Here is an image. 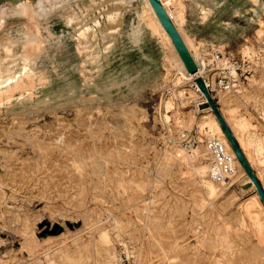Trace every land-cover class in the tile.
<instances>
[{"label": "rangeland", "instance_id": "374dc122", "mask_svg": "<svg viewBox=\"0 0 264 264\" xmlns=\"http://www.w3.org/2000/svg\"><path fill=\"white\" fill-rule=\"evenodd\" d=\"M61 2L38 14L44 45L19 78L25 92L0 93V264H264L262 201L244 209L256 188L238 159L233 178L213 177L206 138L216 132L195 77L178 72L175 49L146 21L133 35L145 0ZM180 6L206 64L198 74L228 103L264 186V0ZM114 11L121 24L108 20ZM71 15L95 31L86 43L95 59L84 62ZM23 31L7 15L1 79L25 63Z\"/></svg>", "mask_w": 264, "mask_h": 264}, {"label": "bare ground", "instance_id": "6f19581e", "mask_svg": "<svg viewBox=\"0 0 264 264\" xmlns=\"http://www.w3.org/2000/svg\"><path fill=\"white\" fill-rule=\"evenodd\" d=\"M46 0H0V28L3 27L4 23L6 22V17L7 15L9 14H13L15 15V17L17 19H19L20 21H22V23L24 24L25 26V31H23V36H24V49H25V54L23 55L24 56V59H25V63L22 67V69L17 73H14V74H7V76L5 75V78H0V93H5L7 95H9V99L11 97H13L12 95V92L15 91V90H21L22 94L23 92H25V89H24V86L21 84V82L19 81V78H21V76L25 75L27 70L29 69V65H30V61L32 59H36L37 56L40 54V52L42 51L43 49V45H44V39H43V35L41 33V30H40V26H39V22H38V14L39 13H45L46 12V8L44 7V2ZM61 1H65V0H55V3H58V2H61ZM107 1V0H106ZM255 1V0H254ZM259 1V0H258ZM82 2V0H81ZM100 2V1H99ZM62 3V2H61ZM76 3V2H75ZM74 3V4H75ZM104 3V2H103ZM106 3V2H105ZM104 3V4H105ZM145 3H146V8L141 12L139 13V16L138 18L139 19V22L137 24H135L132 28L133 30V35L134 37L136 38H139L140 35L143 33L144 31V22L146 21L147 22V25L150 26V28L153 30V31H157V33L161 32L162 35L164 36L163 39H165V42L167 45H171L176 53L178 54L179 58H180V61L183 65V68L181 70H178V72L184 76L185 78H194L195 77V74H191L187 71L177 49L175 48L174 46V43L171 39V37L169 36V34L167 33V31L165 30V28L163 27L161 21L159 20V17L156 13V11L154 10L150 0H145ZM222 3V2H221ZM131 4V3H130ZM184 4V3H183ZM183 4H182V7H183ZM38 6V9L35 7ZM103 5V4H102ZM101 5V6H102ZM113 5V4H112ZM111 5V6H112ZM163 5L165 7V9L167 10V12L169 13V15L171 16L172 20L174 21V23L176 24L177 28L179 29L183 39L185 40V43L187 44V46L189 47L192 55L194 56L197 64H198V67H199V71H203L202 68L204 65L203 61L201 60V58L198 57L197 54H195L192 49H191V46L189 45L187 39H186V35L184 34L183 30H182V27H181V22H180V18L183 19V12H182V7L180 6V0H163ZM175 5H178V6H175ZM61 6V5H60ZM116 6V5H114ZM100 7V6H99ZM178 9H177V8ZM185 7V6H184ZM98 8V7H97ZM120 8V7H119ZM136 8V7H134ZM143 8V7H142ZM116 9V7H115ZM174 9H177L179 10L178 12L177 11H174ZM85 10V9H84ZM102 10V9H101ZM120 10V9H119ZM140 10V9H139ZM78 11V10H77ZM92 11V10H91ZM107 12V10H106ZM115 12V11H114ZM79 13V12H78ZM86 13V12H85ZM123 13V12H122ZM137 13V12H136ZM103 14V13H101ZM82 15V14H81ZM108 20L111 21V22H116L118 20V18L120 17L119 16V11H116L115 13H112V12H109L108 14ZM88 17V16H87ZM102 17V16H101ZM97 18V17H96ZM41 20V19H40ZM84 20V19H83ZM121 20V19H120ZM119 21V24H121V22ZM206 20V18H205ZM97 22V25L99 26L100 25V21L99 20H96ZM108 21V22H109ZM182 21V20H181ZM68 22L70 24H73V23H77V38L79 40V45L81 46H78V51H81V53H84L85 56L87 57V60H85L84 62H88L89 60H92V59H95L94 57V52H92L93 50V46L92 50L89 49V46L86 45V43L88 42L89 40V35L91 34L92 36L95 34V31L93 32L91 26L87 23H80L82 21H77V16L76 15H71L68 17ZM90 22V21H89ZM105 23V22H104ZM117 23V22H116ZM19 24V23H18ZM95 24V23H94ZM111 24V23H110ZM146 24V23H145ZM115 27H113L112 30H116V24H114ZM97 26V27H98ZM93 27V26H92ZM100 28V27H99ZM101 29V28H100ZM97 32V31H96ZM115 33V32H114ZM117 33V32H116ZM153 33V32H152ZM73 34V33H72ZM106 34V33H104ZM111 34V32H110ZM64 35V34H62ZM101 35V34H100ZM22 35H16L17 37V40L18 41H21L22 40ZM75 36V35H74ZM102 36V35H101ZM104 36V35H103ZM96 37V36H95ZM112 37V36H111ZM98 38V37H97ZM105 39V36L103 37V40ZM162 39V40H163ZM93 40H95L93 38ZM106 40V39H105ZM85 44V45H84ZM89 44V43H88ZM109 44V43H108ZM112 44V43H111ZM3 47H4V52L6 55L10 56L12 53H13V41H10V40H6L3 44ZM90 45V44H89ZM100 45V44H98ZM107 45V44H106ZM97 46V45H96ZM79 47H80V50H79ZM171 47V48H172ZM101 48V47H100ZM107 49V48H105ZM170 49V48H169ZM96 50V49H95ZM98 51V50H97ZM171 51L173 52V50L171 49ZM170 51V52H171ZM105 53V52H104ZM107 53V52H106ZM98 54L100 55V53L98 52ZM22 56V55H21ZM110 56V55H109ZM171 56V55H170ZM20 57V56H19ZM97 57V56H96ZM6 58V57H5ZM98 59V58H97ZM107 59V58H106ZM101 60V59H100ZM95 64V63H93ZM92 64V65H93ZM100 64V63H99ZM36 66V65H35ZM102 67V66H101ZM97 69V68H96ZM31 70V69H30ZM57 71V70H56ZM90 71V70H89ZM98 71V70H97ZM91 72V71H90ZM93 72V71H92ZM35 73V71H34ZM43 73V72H41ZM198 74V73H197ZM0 76H3L0 75ZM85 76V75H84ZM86 77V76H85ZM89 77V76H87ZM23 78V77H22ZM91 80L92 78L89 77ZM94 78V77H93ZM95 79V78H94ZM48 80V79H47ZM88 80V78H87ZM31 81V80H30ZM45 81V80H44ZM44 81L40 82V83H43ZM33 82V81H32ZM31 82V83H32ZM46 82V81H45ZM93 82V81H91ZM84 83V82H83ZM34 84V82L32 83ZM97 85V84H96ZM28 86V85H27ZM45 86V84L43 85ZM5 87V88H3ZM29 88V87H28ZM197 89H199V91L201 92L200 88L197 86ZM75 91V89H74ZM29 92V91H28ZM27 92V93H28ZM14 93V92H13ZM73 93V92H72ZM71 93V94H72ZM202 94V92H201ZM2 95V94H1ZM27 95V94H26ZM31 96H33V94L31 93L30 94ZM203 95V94H202ZM6 96V95H5ZM24 96V95H23ZM8 97V96H7ZM204 97V95H203ZM6 99V98H5ZM8 99V98H7ZM8 99V100H9ZM12 99V98H11ZM2 100V98H1ZM10 101V100H9ZM8 101V102H9ZM11 102V101H10ZM204 102H206V98L204 97ZM6 103V102H5ZM3 105V104H1ZM209 108V114L212 115V124L215 128V132L219 135L222 136V138L227 142L228 146L232 149V145L226 135V133L224 132L219 120L217 119L216 115L213 113L212 109L210 106H208ZM240 125L242 127H245L247 124L241 122ZM211 126V125H210ZM212 128V127H211ZM213 128V129H214ZM241 146L243 147V149L245 150V147H244V143L243 141L239 140ZM235 151V150H234ZM196 152V151H195ZM248 154V153H247ZM238 160L240 161V159L238 158ZM241 163V161H240ZM244 171L246 172L243 164L241 163ZM248 178L252 181V179L250 178V176L248 175V173L246 172ZM253 183V181H252ZM254 184V183H253ZM255 186V184H254ZM256 188V186H255ZM259 198L261 199L257 189H256V192L254 193V195L251 197V200H249V202L246 204L247 208H244V209H247L246 212L248 213H251L252 209H250L252 206H255V203L257 204H261L260 202L262 201H259ZM253 208V207H252ZM255 208V207H254ZM258 210V209H257ZM262 211L264 212V203L262 201ZM262 226V225H261ZM262 228V227H261ZM262 232V231H261ZM200 234V233H199ZM262 234V233H261ZM122 244V243H121Z\"/></svg>", "mask_w": 264, "mask_h": 264}, {"label": "water", "instance_id": "95a60500", "mask_svg": "<svg viewBox=\"0 0 264 264\" xmlns=\"http://www.w3.org/2000/svg\"><path fill=\"white\" fill-rule=\"evenodd\" d=\"M154 10L156 11L159 20L161 21L163 27L171 37L175 48L177 49L187 71L191 74H197L199 72L198 64L192 55L189 47L185 43L179 29L177 28L176 24L172 20L171 16L165 9L163 5V0H150ZM195 81L197 86L200 88L202 94L206 98V102L211 107L213 113L216 115L217 119L219 120L224 132L226 133L233 149L235 150L238 158L240 159L241 163L243 164L246 172L252 179L253 183L256 186V189L264 203V186L261 182L260 178L258 177L255 169L253 168L251 162L249 161L244 149L242 148L237 136L235 135L234 131L232 130L230 124L228 123L227 119L223 115L216 98L211 93L210 89L206 85L205 79L202 75H197L195 77Z\"/></svg>", "mask_w": 264, "mask_h": 264}, {"label": "built area", "instance_id": "2783aa9c", "mask_svg": "<svg viewBox=\"0 0 264 264\" xmlns=\"http://www.w3.org/2000/svg\"><path fill=\"white\" fill-rule=\"evenodd\" d=\"M205 66H203V68H205ZM197 75L199 74H196L195 77ZM200 75L202 74L200 73ZM202 76L211 93L213 94V92H216L217 89L213 87L212 80L204 75ZM216 87L223 92H230L233 88V82L231 78H222L217 83ZM213 96L215 97L214 94ZM206 146L213 156V177L218 181H225L233 178L238 172V156L233 147L231 149L222 136L217 133H210L207 136Z\"/></svg>", "mask_w": 264, "mask_h": 264}, {"label": "crops", "instance_id": "0c3cea01", "mask_svg": "<svg viewBox=\"0 0 264 264\" xmlns=\"http://www.w3.org/2000/svg\"><path fill=\"white\" fill-rule=\"evenodd\" d=\"M216 98H218L217 99V103H218L223 115L225 116V118L227 119L228 123L230 124L232 130L234 131L233 126H232V124H231V122L229 120L230 107H229L228 103H226L225 100H222L219 95H216Z\"/></svg>", "mask_w": 264, "mask_h": 264}]
</instances>
